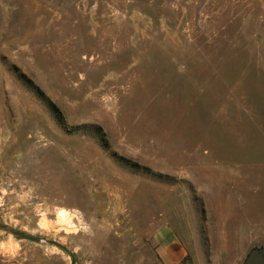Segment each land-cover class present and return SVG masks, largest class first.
<instances>
[{
    "label": "rangeland",
    "instance_id": "1",
    "mask_svg": "<svg viewBox=\"0 0 264 264\" xmlns=\"http://www.w3.org/2000/svg\"><path fill=\"white\" fill-rule=\"evenodd\" d=\"M164 229L264 260V0H0V264H165Z\"/></svg>",
    "mask_w": 264,
    "mask_h": 264
},
{
    "label": "crops",
    "instance_id": "2",
    "mask_svg": "<svg viewBox=\"0 0 264 264\" xmlns=\"http://www.w3.org/2000/svg\"><path fill=\"white\" fill-rule=\"evenodd\" d=\"M160 245L159 254L165 264H179L186 255L183 245L172 238L169 230L164 229L160 231L159 235Z\"/></svg>",
    "mask_w": 264,
    "mask_h": 264
},
{
    "label": "trees",
    "instance_id": "3",
    "mask_svg": "<svg viewBox=\"0 0 264 264\" xmlns=\"http://www.w3.org/2000/svg\"><path fill=\"white\" fill-rule=\"evenodd\" d=\"M34 90L35 94L44 101L45 105L50 108V110L53 112V115L55 117V120L57 121L58 125L61 126L62 129H64L66 132H84L87 134H91L92 136L96 137L100 145L107 150L108 144L106 142V139L104 135L101 133V129L97 126L92 125H80L75 128L68 127L63 115L60 113V111L52 104L50 103L45 95L36 87L31 86Z\"/></svg>",
    "mask_w": 264,
    "mask_h": 264
},
{
    "label": "water",
    "instance_id": "4",
    "mask_svg": "<svg viewBox=\"0 0 264 264\" xmlns=\"http://www.w3.org/2000/svg\"><path fill=\"white\" fill-rule=\"evenodd\" d=\"M244 264H264V260L260 253L252 251L245 260Z\"/></svg>",
    "mask_w": 264,
    "mask_h": 264
}]
</instances>
